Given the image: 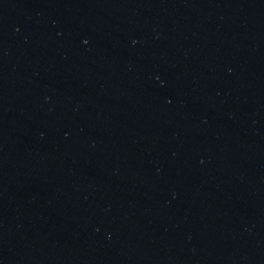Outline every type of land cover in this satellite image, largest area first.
Wrapping results in <instances>:
<instances>
[{
  "label": "water",
  "instance_id": "water-1",
  "mask_svg": "<svg viewBox=\"0 0 264 264\" xmlns=\"http://www.w3.org/2000/svg\"><path fill=\"white\" fill-rule=\"evenodd\" d=\"M0 264H264V0H0Z\"/></svg>",
  "mask_w": 264,
  "mask_h": 264
}]
</instances>
